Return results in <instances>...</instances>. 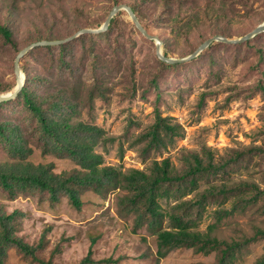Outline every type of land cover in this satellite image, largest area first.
<instances>
[{"label": "rangeland", "instance_id": "374dc122", "mask_svg": "<svg viewBox=\"0 0 264 264\" xmlns=\"http://www.w3.org/2000/svg\"><path fill=\"white\" fill-rule=\"evenodd\" d=\"M118 5L136 6L143 28L174 59L191 54L209 37L238 38L264 22V0H187L184 4L173 0L170 17L179 19L180 25L194 19L191 26L180 29L159 20L164 0H0V24L13 33V43L0 35V90L17 83L16 58L23 49L97 29ZM115 19L109 36L86 34L69 43L68 69L59 67V46H52L53 51L45 47L29 51L20 65L38 78L37 85L30 84L31 90L49 99L63 95L72 105V123L97 126L106 138L114 139L95 148L104 166L123 173L131 169L147 173L154 161L168 159L182 174L197 155L204 166L222 167L180 201H196L222 186L235 195L245 183L258 188L255 192L264 191V32L239 44L214 41L186 63L167 67L156 56L155 41L135 28L125 10ZM156 109L180 126L179 135L166 147L147 149L140 136L155 122ZM0 124L16 127L26 148L22 157L13 155L0 139V171L17 168L23 161L52 165L55 174L80 170L66 157L43 153L39 125L21 99L0 107ZM254 148L261 151L249 152ZM125 195L119 189L103 194L85 191L77 210L64 195L54 202L48 192L15 187L11 193L0 184V215H14L8 226L12 235L37 247L36 255L54 264L79 263L92 239L96 242L91 258L96 262L217 264L218 254L196 255L192 250L174 251L158 260L156 237L147 225L136 227V215L123 201ZM252 197L224 201L216 195L209 199L198 226L202 233L214 226L213 237L243 245L232 264H257L264 256V239L245 246L258 230H264V199L254 204ZM160 204L164 212L175 205L174 200ZM236 205L232 217L216 223L215 211H231ZM4 252L3 264H37L13 245H6Z\"/></svg>", "mask_w": 264, "mask_h": 264}, {"label": "trees", "instance_id": "16d2710c", "mask_svg": "<svg viewBox=\"0 0 264 264\" xmlns=\"http://www.w3.org/2000/svg\"><path fill=\"white\" fill-rule=\"evenodd\" d=\"M177 1L179 4L187 2V0ZM172 2L173 0H164V8L159 20L170 25L172 29L191 26L194 21L193 18H188L183 25H180L179 19L170 17ZM130 8L140 20L138 8L132 5ZM115 23L116 19L114 17L107 32L98 34L99 37L109 36ZM0 35L7 43H13V33L7 26L0 24ZM69 43L59 46V67L63 69L70 67V62L66 59L71 46ZM45 48L53 51L52 46H46ZM163 54L167 56V52H163ZM160 63L163 62L160 61ZM175 66L168 65L167 67ZM23 71L26 74V80L16 99H21L24 106L36 119L41 140L44 141L43 153L66 157L72 160L80 170L71 174H55L52 172V165L34 166L23 161L17 168L0 171V184L5 189L11 193L15 187H19V189H37L48 192L54 202L58 201L60 195H64L71 206L77 210L82 207L80 195L85 191L103 194L106 191L123 190L126 192L123 201L130 207V212L136 215V227L140 228L147 225L156 237V256L158 260L164 259L174 251L192 250L196 255L210 256L218 254L217 264H232L234 262L236 254L242 249L243 245L221 242L218 238L213 237L212 230H214V226L209 227L206 233L198 231L203 213L209 199L214 198L216 195L222 196L224 201H228L234 198H246V196L252 194L253 197L250 199V203L256 204L261 198L264 199V191L257 190L256 193L255 189L258 188L245 183L236 189L235 195L225 186H222L218 190L210 189L200 195L196 201H180L197 191L199 182L204 177L216 175L218 174L217 171L222 168H216L210 163L204 166L197 155L192 156V160L188 161L182 174L175 172L168 159L160 162L154 161L147 173L139 169H131L127 173H123L111 166H104L103 157L101 154L96 153L95 148L100 143L114 139L106 138L105 131L97 126L72 123L70 120L72 115L70 102L66 101L63 95H57L54 99L37 96L36 92L31 90L30 84L37 85L38 78L33 76L31 71L25 67ZM16 85L17 83L0 91H12ZM6 103H0V107ZM66 110L69 112L67 113ZM16 129V127L12 128L6 124H0V139L8 146L9 152L22 157L26 148L20 143L21 138L17 135ZM179 129L180 126L171 124L169 119L162 117L156 109L155 122L146 133L140 136V142L146 141L145 147L147 149L160 147V145L166 147L167 143H172L174 138L179 135ZM256 151H261V149L249 150L251 153ZM162 200H174L175 205L164 212L160 204ZM236 210L237 205L231 211H215L216 223H221L224 219L232 217ZM13 218L14 215L12 214L8 216L0 215V264H3L6 245H13L24 256L30 257L34 263L54 264L51 259L45 260L38 257L36 255L37 247H31L12 235L8 226ZM164 224H167L168 228H164ZM259 239H264V230H258L255 237L245 242V246ZM95 242L92 239L87 256L77 264H118L117 261L112 259L94 261L91 256L92 245ZM257 264H264V256Z\"/></svg>", "mask_w": 264, "mask_h": 264}, {"label": "water", "instance_id": "95a60500", "mask_svg": "<svg viewBox=\"0 0 264 264\" xmlns=\"http://www.w3.org/2000/svg\"><path fill=\"white\" fill-rule=\"evenodd\" d=\"M127 12L131 22L133 23V25L135 26V28L143 35L145 36V38L149 39V40H153L155 41V46H156V56L157 58L163 62L166 63L168 65H177V64H183L186 63L187 61L193 59L194 57H196L201 51H203L205 48H207L210 44H212L214 41H221L224 43H228V44H239L242 42H245L251 38H253L255 35L264 32V22L258 24L256 27H254L252 30L248 31L247 33H245L244 35H242L241 37L238 38H229L226 37L224 35H214L212 37H209L207 39H205L191 54L180 58V59H174V58H170L167 56H164L163 51H162V42L159 41L157 39V37L152 36L150 34L147 33V31L143 28V26L141 25V23L139 22L138 18L136 17V15L134 14V12L131 10V8L127 5H118L115 6L112 11L110 12V14L108 15L105 23L97 28V29H83L81 31H79L77 34L65 39V40H59V41H47V40H43V41H39L36 42L30 46H28L27 48L23 49L17 56L16 58V64H15V73H16V80H17V85L16 87H14L13 91L8 92L6 94H0V103H4V102H8L11 100H15L18 96V94L20 93V91L22 90V88L24 87V82L26 80V75L25 73L22 71L21 69V60L22 58L31 50L37 48V47H43V46H60L62 44L68 43L73 41L74 39L82 36V35H86V34H90V35H98V34H102L107 32L110 22L111 20L116 17L118 15L119 12L124 11Z\"/></svg>", "mask_w": 264, "mask_h": 264}]
</instances>
